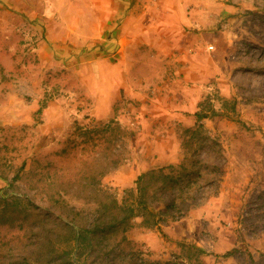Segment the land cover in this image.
Listing matches in <instances>:
<instances>
[{
    "label": "rangeland",
    "instance_id": "obj_1",
    "mask_svg": "<svg viewBox=\"0 0 264 264\" xmlns=\"http://www.w3.org/2000/svg\"><path fill=\"white\" fill-rule=\"evenodd\" d=\"M0 264H264V0H0Z\"/></svg>",
    "mask_w": 264,
    "mask_h": 264
},
{
    "label": "trees",
    "instance_id": "obj_2",
    "mask_svg": "<svg viewBox=\"0 0 264 264\" xmlns=\"http://www.w3.org/2000/svg\"><path fill=\"white\" fill-rule=\"evenodd\" d=\"M217 115L216 112H213L211 117ZM196 117L199 121L204 120L209 118L210 116L203 114L202 112H199L196 114ZM144 175L140 176L138 178V184L140 185L141 182H143L144 180ZM138 194L140 195L139 197V201L138 203H136V207L134 206H130V208H128L126 205L124 206V208H119L117 205V202L115 200H112V204L108 207V205H102L101 208H99L97 210L98 213V218L92 228L91 229H83V228H79V230H76L74 225H69L67 223H63V227L64 230L66 232V244L70 243H77L79 244L78 248H79V258L80 255H82V252H80V248H82V245L84 243H87V247H91L92 245V241H94L95 236L100 232V233H104L103 231H110L113 229H118L119 227H122V230L128 231L129 228L131 227L130 221L132 218H135L138 216V212L140 211V207L141 205H143L145 207L146 203L143 199V195H144V189L143 188H139L138 186V190H137ZM168 206L165 208L164 211H158L156 214L159 215L161 218H165L166 214L168 213ZM120 210V211H118ZM124 213V214H123ZM152 214V213H150ZM121 216V217H119ZM106 218H110L111 222L110 223H106L105 219ZM72 246V244H71ZM73 247V246H72ZM75 251L77 249H69L68 250H64L63 252V256L62 258H66L68 255H72V253H70L71 251ZM205 253V252H202ZM206 254V253H205ZM233 254V252H228L224 255V257H229ZM48 257H52V251L49 252ZM70 260V258H69Z\"/></svg>",
    "mask_w": 264,
    "mask_h": 264
}]
</instances>
